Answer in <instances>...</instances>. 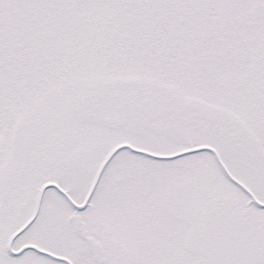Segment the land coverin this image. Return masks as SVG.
I'll return each instance as SVG.
<instances>
[{
    "label": "snow or ice",
    "instance_id": "6c2138e0",
    "mask_svg": "<svg viewBox=\"0 0 264 264\" xmlns=\"http://www.w3.org/2000/svg\"><path fill=\"white\" fill-rule=\"evenodd\" d=\"M0 264H264V0H0Z\"/></svg>",
    "mask_w": 264,
    "mask_h": 264
}]
</instances>
